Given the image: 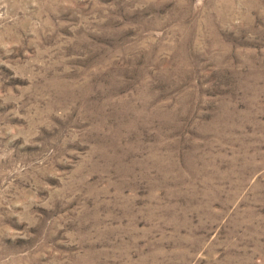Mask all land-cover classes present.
I'll return each instance as SVG.
<instances>
[{
  "label": "rangeland",
  "instance_id": "rangeland-1",
  "mask_svg": "<svg viewBox=\"0 0 264 264\" xmlns=\"http://www.w3.org/2000/svg\"><path fill=\"white\" fill-rule=\"evenodd\" d=\"M0 264H264V0H0Z\"/></svg>",
  "mask_w": 264,
  "mask_h": 264
}]
</instances>
